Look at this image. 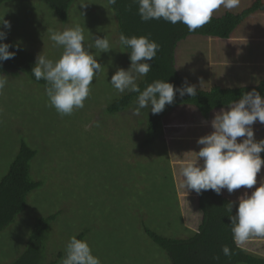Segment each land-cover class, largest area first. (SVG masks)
<instances>
[{
  "label": "rangeland",
  "instance_id": "obj_1",
  "mask_svg": "<svg viewBox=\"0 0 264 264\" xmlns=\"http://www.w3.org/2000/svg\"><path fill=\"white\" fill-rule=\"evenodd\" d=\"M255 1L240 0L231 10L221 6L213 16L242 13ZM3 17L11 22V29L5 28L11 37L36 57L58 60L63 48L54 46L48 29L62 32L76 25L84 30L85 44L107 36L111 47L107 53L92 49L103 71L90 85L84 107L71 115L58 114L45 87L27 76L14 72L1 77L7 83L0 91V181L25 141L37 151L31 175L42 186L27 196L26 210L0 232V264L18 259L36 221L55 214L46 243L49 261L66 250L71 237L85 232L84 240L101 264H172L145 229L174 239L197 233L202 218L198 196L182 186L180 170L185 160L196 158L194 152L202 147L197 141L214 131L211 121L220 110L205 119L193 106H179L164 117L158 139L146 145L150 107L138 116L133 115L136 103L117 115L106 113L114 100L129 93H119L110 81L119 68L128 70L131 61L105 0H75L67 24L37 1L5 2L0 6ZM175 65L197 89L257 84L264 79V12L247 18L227 41L204 36L181 41ZM252 127L255 139L264 140V124L257 121ZM260 155L264 159V152ZM257 180L252 189L222 193L234 201L245 191L251 194L264 182V166ZM239 247L264 259V237H251Z\"/></svg>",
  "mask_w": 264,
  "mask_h": 264
},
{
  "label": "clouds",
  "instance_id": "obj_2",
  "mask_svg": "<svg viewBox=\"0 0 264 264\" xmlns=\"http://www.w3.org/2000/svg\"><path fill=\"white\" fill-rule=\"evenodd\" d=\"M116 4L117 0H108ZM138 4V14L142 21L163 19L172 24L178 22L194 32L209 22L215 10L223 6L231 10L237 8L240 0H133ZM11 29V22L0 18V41L7 38L2 29ZM54 46L63 48L58 60L39 54L32 75L37 81L46 82L45 94L49 105L54 107L61 116L71 115L74 110L82 109L85 100L90 95V85L98 78L103 66L97 61L92 49L101 53L110 50L107 36L95 37L93 43L85 44L84 30L76 25L62 32L48 29ZM121 46L131 49V66L128 70L119 68L111 78V85L119 93L126 90L138 93L137 107L133 115H140L141 110L151 109L152 114L162 113L167 105L175 102L177 93L196 96L197 87H176L172 83L156 80L141 91L136 81L146 76L151 68L160 45L147 36H119ZM13 45L0 43V62L15 57L16 52L9 49ZM19 48V45L16 46ZM6 78H0V91L6 86ZM257 121L264 124V97L253 89L245 93L238 101H233L227 107L215 113L211 121L214 131L201 137L197 143L202 146L194 152L195 159L185 160L180 175L182 186L196 193L213 190L217 195L227 189L229 193L245 188L252 189L257 185L258 173L264 166L261 153L264 152V140L257 141L252 125ZM244 138L238 142V138ZM203 162L202 164L200 162ZM233 203H229L228 211L233 212ZM233 242L239 247L251 237H264V182L255 191H245L239 197L238 208L229 217ZM222 252L231 256L229 246L224 245ZM218 259V257H217ZM61 264H101L99 257L93 255L87 240L71 237L66 247V255Z\"/></svg>",
  "mask_w": 264,
  "mask_h": 264
},
{
  "label": "trees",
  "instance_id": "obj_3",
  "mask_svg": "<svg viewBox=\"0 0 264 264\" xmlns=\"http://www.w3.org/2000/svg\"><path fill=\"white\" fill-rule=\"evenodd\" d=\"M9 1H37L47 5L55 16L67 24L69 11L75 0H0V6ZM118 22V34L123 33L132 36H147L160 45L150 72L144 76L138 86L143 91L147 85L156 80L167 81L176 87L185 84L184 79L178 73L175 65V53L179 43L190 36H204L218 38L227 41L234 31L241 26L247 18L264 12L263 0H256L253 5L242 13H225L223 16H213L208 23L194 32H190L183 23L172 24L163 19L144 22L138 14V4L133 0H117L116 4H110ZM7 38L0 43L13 45L9 50L16 52L14 58L0 62V78L9 73H19L27 76L31 81L45 87L44 80L37 81L32 75V69L36 63V56L28 51L22 44L11 37L6 29ZM19 45V48L16 46ZM129 53L130 48L123 46ZM190 86V85H189ZM253 89L264 97V79L255 85L239 87H222L219 85L211 89H197L196 96L185 95L181 97L177 93L175 102L167 105L160 114L148 116V126L145 144L151 145L158 139L164 117L175 108L182 105L193 106L200 115L209 119L216 110L227 108L233 101H238L242 96ZM138 93H128L114 100L107 108V114L114 116L126 111L134 103ZM37 156V151L32 149L25 141H22L20 150L12 162L8 173L0 181V232L13 223L19 213L27 208V196L42 186V182L34 181L31 175V163ZM198 209L201 213V223L197 233L187 239L167 238L145 229L148 237L163 249L169 256L172 264H264L260 259L248 254L233 242L231 221L229 217L234 215L238 208V201L230 200L223 193L217 195L213 190L197 193ZM229 203H233V212L228 211ZM58 215L39 218L28 238L25 251L11 264H61L66 250L46 259V243L49 239V229ZM86 233L79 234L76 238L84 240ZM224 245L229 246L232 255L225 256L222 252ZM218 257V259H217Z\"/></svg>",
  "mask_w": 264,
  "mask_h": 264
}]
</instances>
